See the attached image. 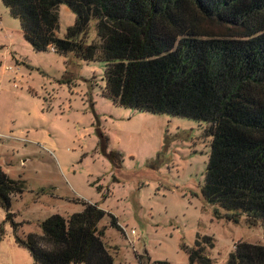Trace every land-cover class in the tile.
<instances>
[{"label":"rangeland","instance_id":"rangeland-1","mask_svg":"<svg viewBox=\"0 0 264 264\" xmlns=\"http://www.w3.org/2000/svg\"><path fill=\"white\" fill-rule=\"evenodd\" d=\"M59 13L65 39L76 15ZM22 32L0 0V168L25 190L10 209L16 229L0 206V264H34L17 235H43L42 222L81 213L83 202L117 219L119 229L108 215L100 223L115 264H188L199 236L215 239L213 264H228L239 243L264 245L262 224L220 220L205 203L204 125L113 104L105 62L36 52Z\"/></svg>","mask_w":264,"mask_h":264},{"label":"trees","instance_id":"trees-1","mask_svg":"<svg viewBox=\"0 0 264 264\" xmlns=\"http://www.w3.org/2000/svg\"><path fill=\"white\" fill-rule=\"evenodd\" d=\"M36 52L105 62L103 95L115 105L205 126L211 140L202 187L216 217L264 227V0H1ZM75 15L59 38V9ZM96 40L89 42L92 23ZM24 183L0 168V206L16 229L13 198ZM41 223L43 235H17L34 264H115L99 205ZM221 208L225 214L220 213ZM198 237L188 264H213ZM122 264V263H119ZM228 264H264V245L237 244Z\"/></svg>","mask_w":264,"mask_h":264},{"label":"built area","instance_id":"built-area-1","mask_svg":"<svg viewBox=\"0 0 264 264\" xmlns=\"http://www.w3.org/2000/svg\"><path fill=\"white\" fill-rule=\"evenodd\" d=\"M132 235H136V231L135 230L132 232Z\"/></svg>","mask_w":264,"mask_h":264}]
</instances>
